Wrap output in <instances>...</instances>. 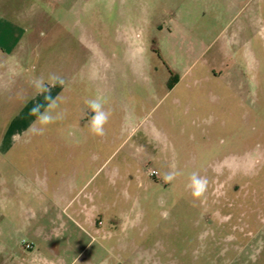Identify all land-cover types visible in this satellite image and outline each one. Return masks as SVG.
I'll return each mask as SVG.
<instances>
[{"label": "rangeland", "instance_id": "obj_1", "mask_svg": "<svg viewBox=\"0 0 264 264\" xmlns=\"http://www.w3.org/2000/svg\"><path fill=\"white\" fill-rule=\"evenodd\" d=\"M27 34L24 77L0 94V264H26L40 207L71 225L62 264H264V0H0V48ZM51 74L64 118L17 131ZM96 97L103 137L87 127ZM58 184L96 189L94 224L70 222Z\"/></svg>", "mask_w": 264, "mask_h": 264}, {"label": "crops", "instance_id": "obj_2", "mask_svg": "<svg viewBox=\"0 0 264 264\" xmlns=\"http://www.w3.org/2000/svg\"><path fill=\"white\" fill-rule=\"evenodd\" d=\"M32 39V35L29 36L27 34V37H22L17 44H15L12 49L7 52L4 47L0 48V94L2 92H6L7 89H9L10 85L14 83L16 80L20 82L21 77L23 76V67L27 61V44L29 40ZM8 54H7V53ZM29 66L27 65V71ZM28 79V78H26ZM72 80V79H71ZM68 88L67 83H63V85L59 84L58 82L55 83V90L54 93H51L52 96L54 95L57 97L59 94V97L63 96L62 94L66 92ZM44 98L43 95H38L36 92L33 95V97L30 100V108L27 109V113L21 112L16 117V121H20V127H17V131L24 130L25 129V123L27 121L30 123L31 120L35 119L34 116L29 115L30 109L38 104L40 100ZM28 127V126H27ZM16 130V129H15ZM16 131V132H17ZM15 132V133H16ZM59 148V147H58ZM80 148V147H78ZM31 177V176H29ZM33 178V177H32ZM31 179V178H30ZM27 176V189L32 188L29 183H32V180H30ZM75 179H71L70 184L72 185V188H75L74 182ZM56 185V184H55ZM54 185V186H55ZM59 184L55 187V201H61V200H68V206L74 207L72 209L71 214H67L66 216L69 218L70 222H74L75 224L79 225V220L81 219L87 224H94L95 217L97 213V205H96V189L95 191L88 192L85 197L83 196V193H85V189H78V192H76L74 195L73 193H70L68 196L64 192V188L62 186H59ZM101 191V190H100ZM98 191V192H100ZM73 195V196H72ZM41 197V196H39ZM44 197V196H42ZM40 199V198H39ZM42 205L41 203H39ZM99 210L101 209L102 203L98 205ZM31 215L32 217L38 218L37 221L31 222L29 221L27 223V232L32 233V237L27 239V243H31L32 247L27 248L29 253H27L26 258V264L31 263H40V262H49L50 264H62L64 261V258L60 255L59 249L62 247L60 244L61 239H63L64 232L70 231L71 225L68 224L67 221H65V218H62V213L59 214L60 218H53L51 223H46L44 221V218H42L45 213H47V210L43 207L40 208H32ZM101 213V212H99ZM31 217V218H32ZM32 220V219H31ZM58 220H60L61 223H58ZM95 228V227H94ZM97 231L100 229V227L95 228ZM25 242V243H26ZM70 242V239H66V244ZM36 247L41 248H49L50 247V253L51 255L48 257L45 255L44 257H41V251H34ZM54 252V253H53ZM54 254V255H53Z\"/></svg>", "mask_w": 264, "mask_h": 264}, {"label": "clouds", "instance_id": "obj_3", "mask_svg": "<svg viewBox=\"0 0 264 264\" xmlns=\"http://www.w3.org/2000/svg\"><path fill=\"white\" fill-rule=\"evenodd\" d=\"M49 79L53 81V87L57 82L61 85L64 83L63 78L56 74H51ZM33 84L36 93L44 96L45 103H38L33 106L30 109L29 115L36 117L35 123H38L40 126L37 132L43 135L48 130V126L62 120L65 113L62 110H58L59 104L57 101L59 99V94L57 97L53 98L51 95V88L44 83L42 77L35 79ZM85 104L92 112V116L87 125L90 134L94 137H103L106 134V125L109 124L112 116L111 109L105 107L100 97L86 99ZM41 109H43V111H41ZM178 174V172H167L163 175V179L165 182H170L175 179ZM208 183L209 181L206 176H200L198 173L194 172L190 177L187 188L191 190V196L194 199H199L206 193Z\"/></svg>", "mask_w": 264, "mask_h": 264}, {"label": "built area", "instance_id": "obj_4", "mask_svg": "<svg viewBox=\"0 0 264 264\" xmlns=\"http://www.w3.org/2000/svg\"><path fill=\"white\" fill-rule=\"evenodd\" d=\"M150 174L153 175V176H156V175L158 174V171L152 169V170L150 171ZM26 247H27V248H31V247H32V244H31V243H26Z\"/></svg>", "mask_w": 264, "mask_h": 264}]
</instances>
